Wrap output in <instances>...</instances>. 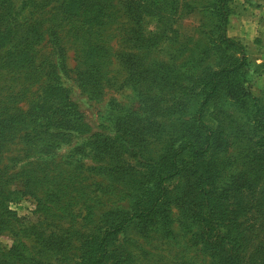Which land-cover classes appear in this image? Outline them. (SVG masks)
Returning <instances> with one entry per match:
<instances>
[{
	"label": "rangeland",
	"instance_id": "rangeland-1",
	"mask_svg": "<svg viewBox=\"0 0 264 264\" xmlns=\"http://www.w3.org/2000/svg\"><path fill=\"white\" fill-rule=\"evenodd\" d=\"M103 1L109 17L95 34L108 58L105 79L93 91L77 82L79 41L70 30L71 25L60 18L61 12L54 3L35 8L40 0H0V14L7 10L18 21L35 12L34 18H38L45 33L36 49L34 66H39L41 75L47 72L59 58L57 50L54 53L52 50L59 47L66 73L63 85L83 115L85 131L64 143L50 148L53 138L35 141L18 136L0 154V168L11 177L12 193L23 192L20 186L26 180L32 184L26 189V196L17 194L12 202L4 204L5 210L14 215L0 216V249L6 251L16 243L33 248L41 235L59 236L54 243L62 255L45 264H84L83 245L99 234L105 212L117 206L129 210L136 202L134 187L138 186L139 176L128 172L143 171L136 149L143 143L126 142L129 152L120 153L119 160L114 159L115 152L103 146L128 133L130 130H126L135 117L152 136L158 137L151 144L144 142L142 155L159 153L158 144L193 116L196 106H180L173 100L174 91L181 85H194L186 79L193 73L189 61L200 59L207 41L217 35L213 13L216 0H148L152 6L147 13H142L144 0ZM232 6L227 37L244 46L251 65L248 87L255 98H260L264 93V0H233ZM157 10L160 15L156 14ZM139 15L142 18L136 27L134 22ZM210 54L213 57V50ZM207 57L208 54L202 57L204 64L197 68L196 74L205 63L209 64L207 71L214 67L211 66L214 61ZM128 60L135 67L150 71L151 76L138 82L132 80ZM28 72L25 75L28 81L22 82L25 85L15 84L10 89L9 108L18 106L27 110L30 100L39 98L42 81L56 82L53 75L36 81L30 76L33 71ZM195 90L197 93L199 89ZM259 103L264 107V97ZM188 104L193 102L190 100ZM210 106L204 121L215 132L213 143L218 148V160L225 166L226 176L222 181L232 178L237 186L244 188L234 200L238 202L230 205L232 215H217L232 225L237 224L242 231L228 232L225 236L238 240L240 235L243 249L240 256L250 264L264 251V165L251 163L252 158L264 159L255 154L258 131L250 120L251 107L247 104L243 107L228 102L219 94ZM157 111V118L148 117ZM115 162L116 167L112 168ZM125 165L129 168L124 169ZM139 188L141 193L144 186ZM251 199L257 206L249 210ZM178 214V209L172 207L170 235H165L162 227L141 231L131 224L116 238L111 250L115 249L121 256V264H214V251L190 241L191 233L181 227ZM209 215L214 219V207ZM222 243V253L228 250L233 257L235 247Z\"/></svg>",
	"mask_w": 264,
	"mask_h": 264
},
{
	"label": "trees",
	"instance_id": "trees-1",
	"mask_svg": "<svg viewBox=\"0 0 264 264\" xmlns=\"http://www.w3.org/2000/svg\"><path fill=\"white\" fill-rule=\"evenodd\" d=\"M51 3H54L61 12L60 18L71 25L70 30L79 41L77 82L82 86L91 87L93 91L98 90L105 79L108 52L99 44L95 33L109 17L105 2L103 0H40L35 8ZM70 3H72L71 7ZM232 5L233 0H216L213 13L217 35L207 41L208 46L204 47L200 59L194 58L189 61L193 73L188 71L190 74L186 79L190 85H194H181L174 91L173 100L180 106H196L192 111L193 116L184 120L165 142L158 144L161 146L160 152L154 156L142 155L145 150L144 142L147 140V143L151 144L154 142L152 139L157 140L158 137L152 136V133L135 117L134 123L126 130H130L128 133L120 135L118 141L114 140L103 146L108 151L115 152L114 159L119 160L120 153L129 152L130 147L126 142L131 143L135 140L134 143H143L141 147L136 148L143 171L128 172V175L139 176L138 186L134 187L133 197H136V202L131 204L129 210L117 206L105 212L99 234L83 245L84 264H121V256L114 252L115 249L111 250V247L116 238L131 224L139 227L141 231L162 227L164 234L170 235L169 227L173 223L172 207L179 211L181 227L191 233L190 241L214 251V264H249L245 257L240 256L243 254L242 244L239 243L242 241L240 235L238 240L236 237L225 236L228 232L242 231L237 228V224L232 225L217 215L224 213L231 216L230 205L238 202L234 200L242 194L244 188L237 186L232 178L222 181L226 176L225 166L221 160H218V148L213 143L215 132L204 121L206 112L219 94H222L228 102L243 107L247 104L251 107L250 120L258 131L257 140L254 142L255 154L264 156V107L259 103L264 93L260 98H255L250 92L248 74L251 65L245 48L236 40L227 37ZM151 6L148 0H144L142 13L150 11ZM6 11L0 14V154L18 136L35 141L46 137L53 138L50 147L52 148L54 144L64 143L68 138L85 131L83 115L71 98L68 88L63 85L62 78L66 73L60 48L55 46L52 50L53 53L57 50L56 54L59 58L43 75L39 66H34L36 49L42 43L45 33L38 18H34L35 12L27 14V19L18 21L15 14ZM158 13L159 10L156 14L160 15ZM141 18L140 15L135 18L136 27L139 26ZM159 18L161 19V16ZM211 50L213 57H210ZM207 54L209 57L206 59L214 61V64H211L214 67L207 71L209 64L205 63L202 66L203 70L196 74L197 68L204 64L202 57ZM127 69L132 80L135 78L137 82L140 78L151 76L150 71L135 67L129 60ZM28 70L33 71L30 76L36 81L53 75L56 82L53 84L42 81L39 85L41 86L39 98L30 100L27 110L24 111L18 106L9 108L12 95L10 89L15 84L20 87L25 85L22 82L28 81L25 77L30 74ZM195 89H199L197 93ZM190 100L193 104H188ZM182 111L186 113V110ZM148 117L157 118L158 111ZM115 142L118 144H114ZM95 153L101 152L95 150ZM253 162H256V166L264 165V159L255 161L252 158L251 163ZM114 167L116 162L112 165V168ZM127 168L129 166L125 165L124 169ZM10 179L11 177L0 168V216L14 215L5 210L4 204L12 202L17 194L26 196L28 194L26 189L32 185L26 180L20 186L23 192L12 193L9 189ZM139 185L144 186L141 193ZM251 200L249 210L257 206V203L254 206L253 199ZM212 207H214V219L209 215ZM58 238L59 236L55 235H41L39 242L33 248L23 246V243H16L6 251L1 248L0 264H45L56 261L62 255L60 248L54 243ZM222 242L226 245L231 243L235 247L233 257H230L228 250H225L226 254L222 253L224 246ZM35 248L38 250L34 251ZM254 258L256 259L251 260L250 264H264V251Z\"/></svg>",
	"mask_w": 264,
	"mask_h": 264
}]
</instances>
